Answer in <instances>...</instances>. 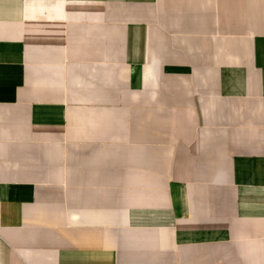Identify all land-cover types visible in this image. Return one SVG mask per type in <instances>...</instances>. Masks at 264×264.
Here are the masks:
<instances>
[{
  "label": "crops",
  "instance_id": "1",
  "mask_svg": "<svg viewBox=\"0 0 264 264\" xmlns=\"http://www.w3.org/2000/svg\"><path fill=\"white\" fill-rule=\"evenodd\" d=\"M0 264H264V0H0Z\"/></svg>",
  "mask_w": 264,
  "mask_h": 264
}]
</instances>
